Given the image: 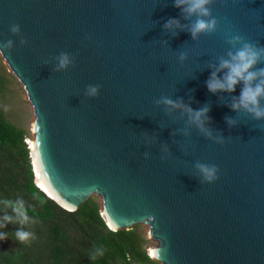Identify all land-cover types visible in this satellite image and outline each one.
<instances>
[{"label":"water","instance_id":"obj_1","mask_svg":"<svg viewBox=\"0 0 264 264\" xmlns=\"http://www.w3.org/2000/svg\"><path fill=\"white\" fill-rule=\"evenodd\" d=\"M186 7L0 0V60L31 119L33 182L76 217L96 201L110 231L141 229L157 264H264V117L233 109L243 82L207 87L229 53L264 49V0H209L208 16ZM198 18L216 25L193 38Z\"/></svg>","mask_w":264,"mask_h":264},{"label":"trees","instance_id":"obj_2","mask_svg":"<svg viewBox=\"0 0 264 264\" xmlns=\"http://www.w3.org/2000/svg\"><path fill=\"white\" fill-rule=\"evenodd\" d=\"M4 85L0 75V94ZM25 138L0 111V223L5 215L15 221L0 228L11 242L0 249V264H157L144 248L141 229L110 231L96 215V202L84 204L76 217L38 190ZM17 201H23L29 217L23 225L12 212ZM16 227L32 232L34 239L17 242Z\"/></svg>","mask_w":264,"mask_h":264},{"label":"clouds","instance_id":"obj_3","mask_svg":"<svg viewBox=\"0 0 264 264\" xmlns=\"http://www.w3.org/2000/svg\"><path fill=\"white\" fill-rule=\"evenodd\" d=\"M186 4L187 7L183 8V11L188 14L197 13L199 16H208L209 10L205 7L209 3V0H175V6L180 7L181 4ZM171 21H169L165 27L171 26ZM216 25V20H204L198 18L195 23L192 25L190 31L195 38L197 33L200 32H211L214 30ZM16 31L14 27L12 29ZM240 37H234L233 40H239ZM264 52V49L257 51L248 44H245L242 48L236 51L235 54L229 53L230 60H222L221 68H226L228 71L225 74L222 80L215 79V73H213V78H210L207 81L208 90L215 92L220 91H234L235 85L239 82H243V87L239 96V103L233 104V109L237 107H243L247 111L254 114L255 118L259 119L264 117V109L259 106V98L264 96V80H260L255 86L252 85L254 80H257L258 77L264 76V69L259 71H250L253 65L259 59L260 53ZM183 58V57H181ZM66 58L61 60V67L66 63ZM96 89L93 88L90 90V94L94 95ZM167 104L173 103L170 100L164 101ZM189 111H191L189 109ZM207 112L206 108H202L195 113V118L199 120L201 115H204ZM201 170L205 173L206 177L211 180L213 178V172L215 169H209L207 167L201 166ZM7 203V202H6ZM12 212L15 214V217L18 218L21 225L28 222L29 217L24 208L23 201H17L16 204L12 205ZM4 223H0V228H5L8 224L14 223L13 216L5 215L3 217ZM8 238L7 232H0V241ZM16 241L21 244L28 243L31 239H34V234L29 231L23 230L21 227H16L15 230Z\"/></svg>","mask_w":264,"mask_h":264},{"label":"rangeland","instance_id":"obj_4","mask_svg":"<svg viewBox=\"0 0 264 264\" xmlns=\"http://www.w3.org/2000/svg\"><path fill=\"white\" fill-rule=\"evenodd\" d=\"M0 75L5 82V88L0 94V111L2 112L6 121H8L13 126L23 130L24 133L30 136L31 119L26 111V108L20 98V95L14 85L12 78L10 77L1 60ZM144 248L146 251L153 248L147 238L146 242L144 243Z\"/></svg>","mask_w":264,"mask_h":264},{"label":"bare ground","instance_id":"obj_5","mask_svg":"<svg viewBox=\"0 0 264 264\" xmlns=\"http://www.w3.org/2000/svg\"><path fill=\"white\" fill-rule=\"evenodd\" d=\"M30 148H31V153H32V156H33V144L32 142L30 143ZM34 167V171H35V174L37 175V170H36V166L35 164L33 165ZM36 184L38 186V188L44 192V194H46V196L56 200L57 202L61 203L55 196L54 194H52V192L49 191V189L47 188V186L42 182V181H39L38 179H36ZM62 204V203H61ZM149 252L151 253L152 255V248L149 250Z\"/></svg>","mask_w":264,"mask_h":264},{"label":"built area","instance_id":"obj_6","mask_svg":"<svg viewBox=\"0 0 264 264\" xmlns=\"http://www.w3.org/2000/svg\"><path fill=\"white\" fill-rule=\"evenodd\" d=\"M23 142L25 143L26 148L29 150L30 136H29V138H25V139L23 140ZM147 254H148V256H150L148 251H147Z\"/></svg>","mask_w":264,"mask_h":264},{"label":"snow or ice","instance_id":"obj_7","mask_svg":"<svg viewBox=\"0 0 264 264\" xmlns=\"http://www.w3.org/2000/svg\"><path fill=\"white\" fill-rule=\"evenodd\" d=\"M110 227H111V225H109ZM152 254H154V253H152Z\"/></svg>","mask_w":264,"mask_h":264}]
</instances>
